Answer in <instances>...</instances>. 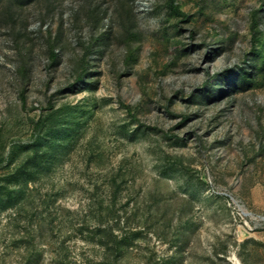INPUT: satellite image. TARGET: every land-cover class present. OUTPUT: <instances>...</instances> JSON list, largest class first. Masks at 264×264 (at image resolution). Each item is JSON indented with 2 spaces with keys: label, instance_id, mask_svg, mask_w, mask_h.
<instances>
[{
  "label": "rangeland",
  "instance_id": "rangeland-1",
  "mask_svg": "<svg viewBox=\"0 0 264 264\" xmlns=\"http://www.w3.org/2000/svg\"><path fill=\"white\" fill-rule=\"evenodd\" d=\"M169 5L0 0V264H264V0Z\"/></svg>",
  "mask_w": 264,
  "mask_h": 264
},
{
  "label": "trees",
  "instance_id": "trees-1",
  "mask_svg": "<svg viewBox=\"0 0 264 264\" xmlns=\"http://www.w3.org/2000/svg\"><path fill=\"white\" fill-rule=\"evenodd\" d=\"M8 1V4L10 6H8V8L6 7V9L4 10L5 13L4 15L6 16V22H4V24L6 25H14L15 22H16V17H17V12L14 11L15 8H19V7H24V6H28L38 0H7ZM169 2V7L170 9L172 10L173 14L175 15H178V16H183L185 17L184 13L181 12L179 10V7L177 5H175V0H168ZM119 7H125L124 6V3L123 2H120V4L118 5ZM132 11H129V13H131ZM0 16H1V11H0ZM102 20V18H101ZM100 20V22H101ZM127 30H129V28H127ZM129 32V31H128ZM107 33L104 32V33H101L100 37L101 39L103 38V36H105ZM90 47V45H89ZM89 47H84L85 49V58H84V63H87L86 61V57L89 55L90 53V48ZM57 53L55 52L54 49H51V58H52V61H55L57 59ZM85 71H87V69H84ZM240 71L238 72L237 74V77L238 79L233 83V90H236V89H239V88H242L246 85H250L252 83V80H253V77L255 76V74H251V72H249L250 68L249 67H242L241 69H239ZM231 73H235V71H232ZM254 75V76H253ZM217 77L220 76V75H216ZM231 76V74H224L222 77V83H227V80L228 78ZM212 78V77H211ZM80 82L81 83H84V77L83 78H80ZM206 86H208V82L205 83ZM224 86V85H223ZM216 90H210V91H207L205 92L203 95L204 96H209V95H213L215 93ZM222 91V87L220 86L219 88H217V93H221ZM202 95V94H201ZM200 95L199 96H196L194 97L193 96V100L196 102L199 101L200 99ZM22 101L23 103L26 102V97L24 94H22ZM44 120L40 119L36 125H35V140L33 142V144L35 146H41L42 144L48 142L49 144H53V143H56L57 140H52L49 138V136L47 135H43V129H42V126L44 124ZM141 129H138L134 132L133 134V137H135L137 135L138 132H140ZM176 137V136H175ZM50 140H52L51 142H49ZM19 147V146H17ZM50 156H47V152L46 153H43V154H37L35 155V157H33L31 159V163H33V166L38 169L42 163L44 161H46ZM24 165V163H23ZM20 168H22V166L20 165ZM35 174H9L6 178H7V181H14V184H19L20 182L23 183V187L22 189L23 190H20L19 193L22 194L23 196H26V189H27V186L29 184V180L33 179ZM2 191V190H1ZM15 191V190H13ZM5 192L7 193V197H6V204L7 205L5 208H12V207H15L17 208L16 210L18 211L19 210V207H18V204L16 202V198L13 194V192L11 191H3V195L5 194ZM16 192V191H15ZM0 196L2 198V203H4V198L2 197V194L0 193ZM114 242H109V244H106V247L108 248V250L112 253L113 250V244Z\"/></svg>",
  "mask_w": 264,
  "mask_h": 264
}]
</instances>
